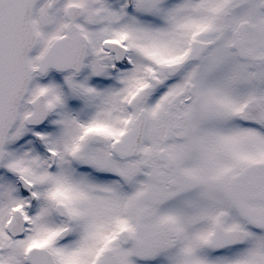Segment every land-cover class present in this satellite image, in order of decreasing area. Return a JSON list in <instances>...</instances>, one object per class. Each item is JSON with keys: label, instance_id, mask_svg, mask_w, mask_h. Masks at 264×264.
Segmentation results:
<instances>
[{"label": "snow or ice", "instance_id": "6c2138e0", "mask_svg": "<svg viewBox=\"0 0 264 264\" xmlns=\"http://www.w3.org/2000/svg\"><path fill=\"white\" fill-rule=\"evenodd\" d=\"M0 264H264V0H0Z\"/></svg>", "mask_w": 264, "mask_h": 264}]
</instances>
